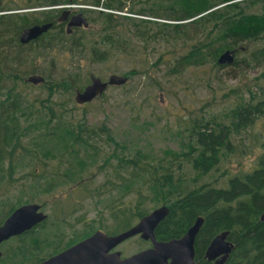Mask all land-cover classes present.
<instances>
[{"label":"trees","instance_id":"obj_1","mask_svg":"<svg viewBox=\"0 0 264 264\" xmlns=\"http://www.w3.org/2000/svg\"><path fill=\"white\" fill-rule=\"evenodd\" d=\"M86 1L99 4V0ZM230 1L233 0H174L166 6L155 3L151 7L131 9L132 14L175 21L173 23L98 12L90 15V20L101 24L100 32L96 36L84 35L80 41L69 45L76 48L74 55H89L91 61L104 62L122 52L119 41L125 34L121 36L118 28L133 32L130 33L138 40L150 41L147 25L153 23L159 32L154 34L156 41L165 35L173 41L183 40L189 44L190 49L172 61L171 71L178 72L186 61L200 55H210L215 60L224 49L264 37V13L249 14L247 11L258 0ZM67 3V0L59 1L58 5ZM105 5L120 11L124 7L123 0H107ZM155 7L164 11L160 12ZM257 53L264 57V44L253 51L254 55ZM192 61L199 63L200 60ZM12 69L15 70L14 67L0 68V95H3L0 100V192L5 194L19 187L24 198L17 204H8L0 199V206L9 205L7 208L13 210L24 203L38 201L43 192L48 194L55 190L64 197L82 190L83 198L79 197V201L89 203L90 198H98L100 202L105 193L117 190L124 202L117 210L111 207L113 228L109 230L102 225L98 228L118 233L130 227L133 218L139 220L151 211L152 206L154 209L161 204L167 206L169 212L154 231L157 237L166 240L180 238L201 216L203 224L200 230L203 234L229 231L228 240L235 247L226 264H264V222L259 221L264 213V147L258 150L251 171L232 175L224 184L203 183L198 186L190 183L189 177L194 172L191 181L196 182L218 165L222 150L230 146V133L247 129L253 119L264 115V99L253 104L239 97L226 114L228 123L214 113L207 120L204 116L191 118L188 140L179 151L164 149L162 156H147L141 150L131 154L126 146H122L119 153L114 151L106 155L98 166L101 142L118 147L114 138L109 136L106 125L92 126L85 120L68 121L59 111L61 108H56L65 104L64 101H52L63 92L78 88L75 76L71 77L70 83L48 84L47 97L41 100L43 104L40 103L41 108L47 111L36 112L37 120L30 127L22 120L23 111H27L30 119L35 113L25 105L21 91L17 90L15 82L19 80ZM7 70L13 71L11 78L7 76ZM4 81L13 85H4ZM61 88L63 91H59ZM106 165L114 167L112 179L97 186L92 184L93 175L88 169L97 166L102 172ZM21 171L23 173L16 177ZM91 222L75 231L67 245L94 232H91ZM30 233L26 238L28 255L34 251L31 249L33 245L42 250L54 246L46 254L60 247L48 244V241H53L48 234L31 236Z\"/></svg>","mask_w":264,"mask_h":264},{"label":"rangeland","instance_id":"obj_2","mask_svg":"<svg viewBox=\"0 0 264 264\" xmlns=\"http://www.w3.org/2000/svg\"><path fill=\"white\" fill-rule=\"evenodd\" d=\"M106 1L99 0V4L94 5L83 0L87 4L85 9L91 14H97L100 9H115L113 6H106ZM172 1L174 0H148V2L123 0L122 11L115 10L118 12V17L140 16L145 19L173 23L175 21L158 20L151 16L131 13V9L151 7L155 3L166 6ZM261 8L262 0L251 9L260 11ZM155 9L164 11L160 7ZM97 23L98 25L91 23L96 29L95 33L90 32V35L96 36L100 32L101 24ZM130 29L135 30L133 27ZM147 29L150 30V41L138 40L131 34L133 32H128L126 28H118L121 36L125 34L119 41L123 47L122 52L104 62L91 61L89 55L68 53L60 44L57 52L54 51L55 57L50 56V53L41 56V54L27 52L20 62L8 63L7 67L15 68L12 70L16 72L19 80L15 84H17V90L21 91L25 105L35 113L30 119L27 111L24 110L22 116L24 123L33 127V123L37 120L36 112L47 111L41 108L40 103L43 104L41 100L47 97V86L50 83H70L71 77L75 76L77 89H83L90 82V74L99 76L102 80H107L110 74L127 76L124 84L108 86L101 97H96L87 104L80 105L75 102V89L65 91L52 99L53 102L64 101L65 104L57 105L56 108H61L57 110L62 111L63 117L68 121L85 120L92 126L106 125L109 136L114 138L118 147L115 148L113 143L101 142L100 161L97 163L99 166L106 155L114 151L119 153L122 146H126L131 154L141 150L147 156H162L164 149L179 151L182 144L188 140L187 135L192 125L191 118L204 116L207 120L214 113L228 123L226 114L239 101V97L253 104L264 99V57L258 53L253 54L254 50L264 44V37L256 42L238 43L233 48L243 47L244 51L238 50L231 63L219 65V53L215 60L210 55L202 57L200 55L192 59H199V63L188 60L178 72H172V61L183 56L190 49L189 44L183 40L173 41L165 35L156 41L154 34L159 33L156 26L150 23ZM81 37L74 41H80ZM34 63L38 65L34 67ZM1 67L3 66L0 65ZM12 70L6 71L10 78L13 76ZM35 74L43 76L44 80L36 84L27 81L29 76ZM4 85L13 84L4 81ZM59 91H63V88ZM2 98L3 95H0V100ZM51 105L54 107L52 103ZM249 125L250 127L245 130L231 132L230 146L222 150L218 165L207 175L199 177L196 182L191 181L195 175L191 172L190 183L198 186L203 183L218 186L224 184V181L232 175L251 171L255 165L258 150L264 147V115L253 119ZM107 168L108 165L106 170ZM29 170L30 168L27 171ZM88 170L89 174L93 175L92 184L96 186L111 180L115 173L114 167L102 172L98 171L97 166H92ZM22 173L23 171L15 176L18 177ZM58 193V190L48 194L43 192L40 194V199L35 201L42 205L43 211L48 215L42 229L49 238H53V241H48V244L53 245L66 243L75 231H79L90 220H92L91 232L100 227L99 225L109 227L111 230L114 224L111 219V207L117 210L124 202L117 190L105 193L100 202L98 198H90L89 203L79 201V197L83 198L82 190L76 191L73 196L66 197ZM23 198L24 193L19 187L5 194L0 192V199L8 204H17ZM7 207L9 205L0 206V214ZM137 221V218H133L131 225ZM67 233L71 235L67 236ZM146 246L147 243L139 236H133L121 243L117 249L124 255H130ZM51 248V246L44 248L40 255Z\"/></svg>","mask_w":264,"mask_h":264},{"label":"flooded vegetation","instance_id":"obj_3","mask_svg":"<svg viewBox=\"0 0 264 264\" xmlns=\"http://www.w3.org/2000/svg\"><path fill=\"white\" fill-rule=\"evenodd\" d=\"M59 1L61 2L64 0H0V65H2L4 69L7 67L8 63L15 64L17 62H20L21 58L25 56L27 52L34 54H41V56H45V53H50V56L53 55V57H55L56 55L55 52H57L58 46L60 44L61 47L66 48V52L73 54L76 48L70 47L69 44L71 42H74V40L80 36L90 34V32L95 33L94 30L96 28L94 25L91 24V20H90V15L92 14L90 13L89 10L85 9V5L87 4L84 3L83 0H81L82 2H80V4L83 5L82 7H72L69 9H63L61 6H59L58 5ZM67 1L74 2V0H67ZM233 1L241 2L242 0H233ZM258 1L259 3L261 2V0ZM237 5H241V4H237ZM65 10H67V12L66 14L63 15V11ZM105 10H115V9L108 8ZM247 11L249 12V14L264 13V0H262V8L260 9V11L257 10L253 11L252 9L249 8H247ZM98 12H102V11H98ZM106 14L113 15L112 13H106ZM84 18L87 21L86 25L82 21V19ZM42 24H49V27L45 31L39 33L35 37L30 38L26 42H23L21 40V37L26 29ZM98 30L99 29H97V31ZM228 49L235 50L234 55H236L238 50L244 51L243 47L228 48ZM228 49L222 50L219 53V55ZM218 64L222 65L221 63ZM37 65L38 64L34 63V67H36ZM31 203H36V202H31ZM39 205L40 208L38 209V211H41L46 215L45 219L32 225L27 229H23L18 233H14L4 239H0V264H40L46 259L56 254H59L60 252L66 250L67 248L82 241L84 238L88 237L93 233V232L90 233L89 235L85 236L83 239L70 245H67L69 240H66L67 241L66 243L61 244L59 248L54 250V252L48 254H46L48 252L47 251L42 255H40L42 249L37 247V245H33L31 249H34V251L28 255L27 245H26V238L28 232L31 231L30 233L31 236L32 235L36 236L37 234L43 235L44 230L42 228L48 217V215L43 211L42 205L41 204ZM7 209L3 210V214L0 216V226L4 224L6 219L15 210V209L9 210V208ZM97 229H101V228H97ZM162 230L164 231V229ZM223 231H227V230H223ZM221 232L215 235H210V234L203 235L202 230L199 231V233L196 235L194 240L195 264H226L228 262L230 252L232 251V249H230L228 255L223 260H220V258L223 256V252L218 254L213 259H209L206 257V250L210 242L216 235L220 234ZM108 234H114V233H108ZM58 235L59 234H57V236ZM70 235L71 234L67 233V236ZM135 236L140 237L139 234ZM63 238L64 237H62V239ZM155 238L157 240L166 241V239H162V237L160 236L157 237L155 235ZM228 238H229V234L227 233L225 241L229 242ZM142 241L146 242L147 246L138 251L150 248L152 246L151 240L142 239ZM120 244L113 247L110 250V252L119 251L120 258H125L138 252L136 251L130 255H124L121 250L117 249ZM53 249L54 246L50 250Z\"/></svg>","mask_w":264,"mask_h":264},{"label":"water","instance_id":"obj_4","mask_svg":"<svg viewBox=\"0 0 264 264\" xmlns=\"http://www.w3.org/2000/svg\"><path fill=\"white\" fill-rule=\"evenodd\" d=\"M66 12L67 10L63 11V15ZM82 21L85 25L87 24L85 18ZM48 27L49 24H42L28 28L24 31L21 40L26 42ZM234 52L235 50L232 49L222 52L218 57V63L233 62ZM43 80V76L37 74L31 75L27 79L33 84ZM126 81L127 76L125 75L110 74L107 80H102L99 76L90 74V83L83 89L75 90L74 100L80 105L87 104L102 95L108 86L122 85ZM39 208L40 205L37 203H26L17 207L0 226V239L18 233L45 219L46 215L38 211ZM168 212L167 206L160 205L142 216L132 226L114 234H108L102 229H97L82 241L40 264H195L194 240L202 222L201 216L196 218L194 224L182 237L166 241L157 240L154 231ZM260 219H264V213ZM227 233L228 231H223L212 239L206 250L207 258L213 259L221 252H223V256L220 260L226 258L232 247L230 242L225 241ZM137 234L144 240H151L152 246L125 258H120L119 251L110 252L113 247Z\"/></svg>","mask_w":264,"mask_h":264},{"label":"bare ground","instance_id":"obj_5","mask_svg":"<svg viewBox=\"0 0 264 264\" xmlns=\"http://www.w3.org/2000/svg\"><path fill=\"white\" fill-rule=\"evenodd\" d=\"M80 1H81V0H80ZM68 2H69V1H68ZM60 6H61L63 9H69V8H72V7H82L83 5H81L80 2L77 1V2H69V3H67V4L60 5ZM85 7H87V6L85 5ZM99 11H103V12H105V13H112L113 15H118V12H117L116 10H104V9H100ZM122 16H128V15H122ZM135 17H138V16H135ZM139 18H142V17H139ZM164 218H165V217H164ZM164 218L161 219V221L159 222V224L164 220ZM201 218H202V217H201ZM259 221H260L261 223H263V222H264V219H260V218H259ZM159 224H158V225H159ZM202 224H203V218H202L201 225H200V227H199V229H198V232H199V230H200ZM198 232H197V234H198ZM197 234H196V235H197ZM228 234H229V232H228ZM229 242L232 244L231 249H232V251H233L235 245H234L231 241H229ZM232 251H231V252H232ZM231 252H230V254H231ZM229 257H230V256H229Z\"/></svg>","mask_w":264,"mask_h":264}]
</instances>
